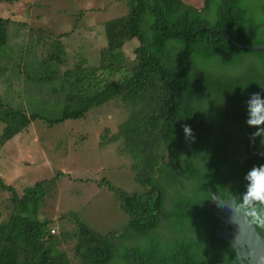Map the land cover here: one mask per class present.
<instances>
[{"label":"trees","instance_id":"1","mask_svg":"<svg viewBox=\"0 0 264 264\" xmlns=\"http://www.w3.org/2000/svg\"><path fill=\"white\" fill-rule=\"evenodd\" d=\"M128 5L127 14L105 23L107 44L95 66L76 64L61 73L68 56L63 34L39 29L40 39L55 38L46 55L38 52L40 42L29 55L22 48L11 73L36 83L58 80L38 99L61 114L29 112L21 95L32 96L19 93L10 80L12 101L0 94V142L7 144L34 120L54 125L86 119L114 102L128 116L116 131L105 128L101 144L119 143L139 188L98 181L115 192L129 216L122 232L103 234L76 213L67 214L75 221L74 252L81 264H235L236 250L219 236L222 221L210 202L213 194H234L239 202L246 173L264 165V139L253 140L256 129L246 123L249 96L264 94V49H243L229 39L264 44V0H203L201 7L185 0H128ZM13 23L0 16L2 76L14 57L8 49ZM133 39L138 44L129 60L124 47ZM56 182L37 181L20 194L0 175V191L11 194V212L0 221V264H72L50 232L51 221L41 218ZM257 227L264 235V226Z\"/></svg>","mask_w":264,"mask_h":264},{"label":"rangeland","instance_id":"2","mask_svg":"<svg viewBox=\"0 0 264 264\" xmlns=\"http://www.w3.org/2000/svg\"><path fill=\"white\" fill-rule=\"evenodd\" d=\"M185 2L200 7L203 4V0ZM128 11V0H21L16 4H0V16L16 21L10 26L12 40L8 48L14 57L7 62L3 76L0 75V94L12 101L11 80L19 93L32 96L26 98L21 95V101L29 112L40 109L46 117L60 116V108L51 111L38 99L58 86L59 81L36 83L25 75H12L15 74L11 71L18 61V52L23 48L29 55V48L40 42L38 52L46 55L48 45L55 39L50 34H47L48 38H39V29H46L54 35L63 34L60 41L66 45L68 56L63 66H59L61 73L76 64L98 65L100 50L107 44L105 23ZM137 44L138 40L133 39L125 45L129 60L134 58ZM12 76H16L18 82ZM29 98L32 103H29ZM15 101L18 102V98ZM127 116L122 107L112 102L93 109L86 119H68L54 125L43 119L34 120L7 144L0 142V175L20 194L37 181L56 178V184L45 199L41 218L51 221L50 232L59 240L58 247L68 252L72 264H81V260L74 252L76 238L72 232L75 221L67 214L76 213L79 219L103 234L122 232L129 222V216L120 207L115 192L108 185L98 184V181L109 179L116 188H139L133 178L131 160L120 153L119 143L101 144L105 128L116 131ZM2 129L0 124V135ZM10 196L9 192L0 191V213H4L0 221L11 212Z\"/></svg>","mask_w":264,"mask_h":264},{"label":"water","instance_id":"3","mask_svg":"<svg viewBox=\"0 0 264 264\" xmlns=\"http://www.w3.org/2000/svg\"><path fill=\"white\" fill-rule=\"evenodd\" d=\"M229 39L234 45L243 49H264V44L244 45L230 36ZM236 202L237 196L234 194H230L227 198L213 194L210 205L217 207L216 215L222 221V228L218 230V234L233 244L237 254L235 264H264V235L261 234L256 225L233 213L232 207ZM204 205L206 204L201 207Z\"/></svg>","mask_w":264,"mask_h":264},{"label":"clouds","instance_id":"4","mask_svg":"<svg viewBox=\"0 0 264 264\" xmlns=\"http://www.w3.org/2000/svg\"><path fill=\"white\" fill-rule=\"evenodd\" d=\"M246 123L250 128L256 129L251 138L264 139V94L252 93L247 102ZM186 137L192 136L191 126L185 124ZM247 181L246 190L236 202L232 211L237 216H242L249 223L256 226H264V165L252 167L245 175Z\"/></svg>","mask_w":264,"mask_h":264}]
</instances>
